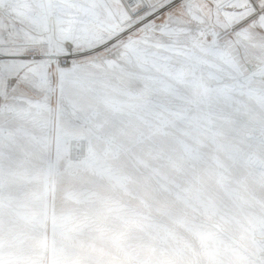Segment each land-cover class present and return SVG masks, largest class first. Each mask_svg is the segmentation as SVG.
<instances>
[{"label": "rangeland", "instance_id": "374dc122", "mask_svg": "<svg viewBox=\"0 0 264 264\" xmlns=\"http://www.w3.org/2000/svg\"><path fill=\"white\" fill-rule=\"evenodd\" d=\"M57 217L126 226L133 242L159 249L162 264H181L199 234L243 233L237 247L248 264H264V90L215 127L171 133L120 105L0 110V264H21V241L38 242Z\"/></svg>", "mask_w": 264, "mask_h": 264}, {"label": "snow or ice", "instance_id": "6c2138e0", "mask_svg": "<svg viewBox=\"0 0 264 264\" xmlns=\"http://www.w3.org/2000/svg\"><path fill=\"white\" fill-rule=\"evenodd\" d=\"M264 90V0H0V110L126 106L171 133Z\"/></svg>", "mask_w": 264, "mask_h": 264}, {"label": "clouds", "instance_id": "9594fccd", "mask_svg": "<svg viewBox=\"0 0 264 264\" xmlns=\"http://www.w3.org/2000/svg\"><path fill=\"white\" fill-rule=\"evenodd\" d=\"M198 239V249L182 254L181 264H248L237 247L245 239L243 233L239 240H224L209 231ZM21 243L25 248L21 264H162L159 249L151 242H133L126 226H88L70 217L54 218L50 234L38 242Z\"/></svg>", "mask_w": 264, "mask_h": 264}, {"label": "bare ground", "instance_id": "6f19581e", "mask_svg": "<svg viewBox=\"0 0 264 264\" xmlns=\"http://www.w3.org/2000/svg\"><path fill=\"white\" fill-rule=\"evenodd\" d=\"M81 142V141H80ZM82 142H81V146H82ZM82 150H83V146L77 147L76 149L73 148V146H71V150H70V154L71 157L75 160H80L81 159V155H82ZM76 156H78V158H76Z\"/></svg>", "mask_w": 264, "mask_h": 264}, {"label": "built area", "instance_id": "2783aa9c", "mask_svg": "<svg viewBox=\"0 0 264 264\" xmlns=\"http://www.w3.org/2000/svg\"><path fill=\"white\" fill-rule=\"evenodd\" d=\"M76 158H78V156H76Z\"/></svg>", "mask_w": 264, "mask_h": 264}]
</instances>
